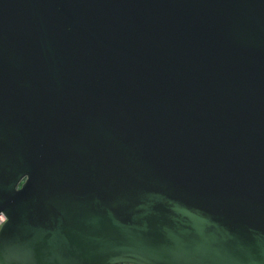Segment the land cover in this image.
<instances>
[{
  "label": "water",
  "instance_id": "obj_1",
  "mask_svg": "<svg viewBox=\"0 0 264 264\" xmlns=\"http://www.w3.org/2000/svg\"><path fill=\"white\" fill-rule=\"evenodd\" d=\"M0 264H264V0H0Z\"/></svg>",
  "mask_w": 264,
  "mask_h": 264
},
{
  "label": "built area",
  "instance_id": "obj_2",
  "mask_svg": "<svg viewBox=\"0 0 264 264\" xmlns=\"http://www.w3.org/2000/svg\"><path fill=\"white\" fill-rule=\"evenodd\" d=\"M7 220V217L5 216V214L1 213L0 214V229L3 225V223Z\"/></svg>",
  "mask_w": 264,
  "mask_h": 264
}]
</instances>
